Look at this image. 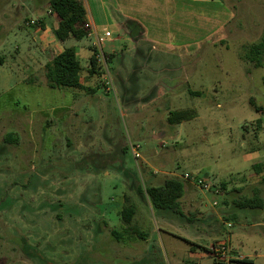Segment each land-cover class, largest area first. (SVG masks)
Here are the masks:
<instances>
[{"label": "rangeland", "instance_id": "374dc122", "mask_svg": "<svg viewBox=\"0 0 264 264\" xmlns=\"http://www.w3.org/2000/svg\"><path fill=\"white\" fill-rule=\"evenodd\" d=\"M28 1L0 0V264H264L262 177L219 199L186 185L181 215L137 189L185 173L231 181L251 172L250 148L264 155V50L258 67L240 57L264 40V0H81L97 48L116 50L110 94L87 71L93 93L47 86L52 54L32 46L28 62L12 38L32 44L16 16ZM86 37L66 46L93 52ZM254 194L259 213L234 205ZM126 206L144 238L126 231Z\"/></svg>", "mask_w": 264, "mask_h": 264}, {"label": "trees", "instance_id": "16d2710c", "mask_svg": "<svg viewBox=\"0 0 264 264\" xmlns=\"http://www.w3.org/2000/svg\"><path fill=\"white\" fill-rule=\"evenodd\" d=\"M48 8L58 21V27L54 31V36L58 41H65L69 37H73L75 40H81L89 33L90 26L87 21V12L81 0H48ZM263 50L264 40L257 44L246 46L240 57L245 61L253 62L254 66L258 67L260 63L256 59L262 54ZM89 67L87 70L89 75L98 74L93 56L89 59ZM82 72L83 69L80 65L77 48L75 46L64 48L60 54L51 58L44 65V76L49 88H67L93 93L94 90L92 88L84 85L85 80L82 78ZM189 93L196 95V93L191 91ZM250 104H253V102L250 101ZM255 111L258 112L259 107ZM179 114L183 115L184 113H171L168 121L172 123L175 115ZM123 153H126V148L123 149ZM221 187L224 189L223 185ZM137 189L139 192L145 193L152 209L171 210L179 215L182 214L180 199L184 195L185 189L181 180L169 178L165 179L159 185H146L144 187L137 184ZM234 205L239 209L257 210L262 208L263 200L257 195L251 197L243 196L236 200ZM134 212L133 207L126 206L120 211V218L126 226L125 229L127 232L129 231L139 238H144L145 235L132 224ZM113 236L119 240L121 234L118 231H113Z\"/></svg>", "mask_w": 264, "mask_h": 264}, {"label": "crops", "instance_id": "0c3cea01", "mask_svg": "<svg viewBox=\"0 0 264 264\" xmlns=\"http://www.w3.org/2000/svg\"><path fill=\"white\" fill-rule=\"evenodd\" d=\"M31 2L33 4H31ZM43 3L44 6L42 5ZM83 5L86 9V12L88 14V7L85 4V2H83ZM22 11H18L16 13V16L18 18L17 21H20L27 17L26 19H31V18H37L39 20V26L38 27H26L23 29V34L24 35H28V39L29 41H31V46H25L24 45V40L23 37L20 34H16V32L12 33V38L13 40H16V42L21 44V51L22 54H24L25 59L29 62V59L31 60V58H33L32 54L30 53V49L29 47L32 46H36V49H33L31 52L33 54H37V50H39V54H42L44 56H48L52 54L53 58L54 56L60 54L64 48L69 47L66 46L67 42H71L72 40H75L73 37H69L68 39H66L65 41H58L55 36H54V31L57 29L58 27V21L55 18V16L52 13H49V8H48V0H29L28 1V7L26 9V11L24 12V14L22 15ZM30 13V15H28ZM88 16V15H87ZM22 19H21V18ZM90 17V16H89ZM123 20L125 21H135L137 23V27L135 29H137V31H141L142 34L144 36H147L146 30L145 28H143V23L142 20L140 18H138L137 16H133L131 14H125L123 17ZM123 20H121L119 24H117L118 28L120 27V29H124L125 22H123ZM87 21L89 22V24L92 26L93 29H95L97 31V27L93 21V18L90 17L88 20L87 17ZM21 24H18V28H20ZM0 27H3L0 25ZM19 33V32H18ZM123 37H127V33H123ZM111 36V35H110ZM87 38V37H86ZM8 39V38H7ZM75 41H80V40H75ZM115 42L120 41V39L118 38L117 40H114ZM29 43V42H28ZM71 46H75L77 48V54H78V58L80 61V65L84 71H87L90 67H89V59L92 56V48L89 47V45L87 46V48H84V46H77L75 45H71ZM116 50L113 48L109 54V56H114L115 55ZM27 53V54H25ZM23 55H20L19 59H24ZM50 58V59H51ZM50 59H48L45 63H47ZM2 63V60L0 58V64ZM44 63V65H45ZM43 65V67H44ZM260 129H261V124H260ZM260 133V132H259ZM259 133L256 135V139L258 140V135ZM259 147H255V148H250L248 150L247 153H245L243 155V160L245 162H250L251 163V172H248V174L246 176H240L239 174L234 177V179H232L231 181H222L219 182L217 184H219L220 186L223 185L224 188H226V196L227 194H229L228 192L231 190H235V191H241L243 187H245L246 184H244L243 182L245 180H251L253 182V184L257 183L258 185H260V178L263 177L264 175V155L260 154V144H258ZM264 146L262 145V148ZM261 167V168H260ZM200 176H204L202 174H199ZM249 177V178H248ZM248 178V179H247ZM215 182V181H214ZM216 183V182H215ZM184 184V189L186 190V185H193L190 182H183ZM260 192V189H257ZM257 195V194H254ZM258 196V195H257ZM260 197V196H259ZM260 209H257V213H259Z\"/></svg>", "mask_w": 264, "mask_h": 264}, {"label": "built area", "instance_id": "2783aa9c", "mask_svg": "<svg viewBox=\"0 0 264 264\" xmlns=\"http://www.w3.org/2000/svg\"><path fill=\"white\" fill-rule=\"evenodd\" d=\"M49 13L51 11L49 10ZM39 20L37 18H31L27 19L25 21V25L27 27H38L39 26ZM90 26V31L87 34V37H94L95 42H93V46H95L94 51L92 52V56L95 60V65L97 72L99 74L100 82L103 91L106 94H110L114 91L112 80L109 74V68H108V55L102 52L101 49H98L97 46L100 45L102 41V37L99 35V33ZM110 33L108 31H105L103 34L104 38L110 37ZM135 154V153H134ZM184 181L192 183L195 187L199 188L201 191L207 194L213 195L215 198L219 199L224 196V189L214 181H212L208 177L200 176L198 174H189L185 173L181 177ZM218 200H215L212 202V205H217ZM215 252H218L217 250H214Z\"/></svg>", "mask_w": 264, "mask_h": 264}, {"label": "water", "instance_id": "95a60500", "mask_svg": "<svg viewBox=\"0 0 264 264\" xmlns=\"http://www.w3.org/2000/svg\"><path fill=\"white\" fill-rule=\"evenodd\" d=\"M158 136H160V135H158Z\"/></svg>", "mask_w": 264, "mask_h": 264}]
</instances>
